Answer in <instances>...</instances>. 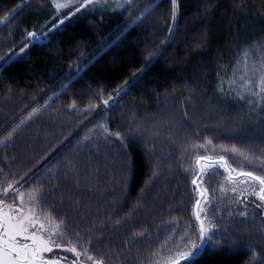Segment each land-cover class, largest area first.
<instances>
[{
	"label": "trees",
	"instance_id": "obj_1",
	"mask_svg": "<svg viewBox=\"0 0 264 264\" xmlns=\"http://www.w3.org/2000/svg\"><path fill=\"white\" fill-rule=\"evenodd\" d=\"M0 21V199L35 195L103 264H161L202 249L207 189L181 264H264L259 185L218 164L192 183L200 157L264 175V94L228 84L261 55L264 0H177L175 20L171 0H0Z\"/></svg>",
	"mask_w": 264,
	"mask_h": 264
},
{
	"label": "snow or ice",
	"instance_id": "obj_2",
	"mask_svg": "<svg viewBox=\"0 0 264 264\" xmlns=\"http://www.w3.org/2000/svg\"><path fill=\"white\" fill-rule=\"evenodd\" d=\"M172 5V19L175 20L177 13V0H171ZM57 8L66 7L65 4H57ZM7 19V17H5ZM3 21H0L2 23ZM171 31V29H170ZM29 36H35L34 33H29ZM257 50L261 52V55L256 61L249 64V59L254 53L251 50H244L237 60V69L234 70L233 79L228 81V84L232 91H236V86L240 88L241 93L249 96H261L264 94V46H256ZM251 72L253 76L258 75V79L255 81V87L259 89L258 92L252 91L249 85L253 81L249 80L248 73ZM239 73V75H237ZM237 80L241 83L237 85ZM241 98H244L241 95ZM111 99V98H109ZM107 105L108 101H104ZM210 143V142H209ZM233 152L237 149L233 148ZM211 161L210 157H200L197 160L199 164L202 160ZM244 159L248 157L245 155ZM213 164H218L224 167L229 175L226 177L228 183L235 184L236 177L232 175L236 172V169H232L224 157H220L218 161L204 165L201 168V173L204 171V167L211 168ZM237 176L245 177L244 183L255 182L259 185L258 191L255 186L252 187L251 195L256 196L262 203H264V175H255L252 171H240L237 172ZM192 183L197 184V180L193 179ZM233 192L237 191L236 187L231 189ZM10 191H14L11 185L0 193L2 196H7ZM221 192L226 191L223 187L220 189ZM243 194V191L241 192ZM20 199L23 200V194H18ZM201 199L196 201L194 208V216L198 222L199 238L205 240L209 237V233L212 230V223L207 219L204 204L210 203L208 191L204 189L199 192ZM36 196L29 194V202L32 205L25 209L24 205L21 204L19 207H13L12 205L6 204L4 199H0V264H60V260L57 258H47L44 256L45 253H51L54 248L63 249L65 252H70L75 257L71 264H83L81 257H85L92 264H103L102 260H96L93 256L89 255L87 250L82 249V245H77L76 242L68 241V245H65L63 241L62 233V222L56 223L52 220L50 215H39L35 207ZM5 207L7 211H5ZM202 213L204 214L202 216ZM45 221L43 223L41 221ZM50 227L51 231L48 230ZM21 241H30L31 243H21ZM61 241V242H58ZM78 247L81 250L78 251ZM200 248L199 244L192 243L191 248L187 251H180L177 256L166 258L161 264H181V261L189 260L195 255L194 250ZM66 259V258H65Z\"/></svg>",
	"mask_w": 264,
	"mask_h": 264
},
{
	"label": "rangeland",
	"instance_id": "obj_3",
	"mask_svg": "<svg viewBox=\"0 0 264 264\" xmlns=\"http://www.w3.org/2000/svg\"><path fill=\"white\" fill-rule=\"evenodd\" d=\"M166 27V26H165ZM164 27V28H165ZM35 38V37H34ZM125 116H127V115H125ZM125 116H123V117H125ZM125 118H127V117H125ZM8 204V203H7ZM23 205H24V207H25V209H27L28 208V206L25 204V202L24 203H22ZM14 208L15 207H19V205H17V206H14V205H12ZM5 211H7V208L5 207V209H4ZM21 243H31L30 241H21ZM57 251V250H56ZM65 254L67 255L68 254V252H65L64 253V255H63V253H61V254H59V253H55L54 252V249H53V251L51 252V253H45L44 254V256L45 257H47V258H49V259H51V258H57V259H59L60 260V264H63V263H71V261H68V259L66 260V259H63V258H65ZM69 254L71 255V257H69L70 259H72V261H73V259H75V257L73 256V254L72 253H70L69 252ZM58 255V256H57ZM65 261V262H64ZM83 262V264H92V262L91 261H82Z\"/></svg>",
	"mask_w": 264,
	"mask_h": 264
},
{
	"label": "water",
	"instance_id": "obj_4",
	"mask_svg": "<svg viewBox=\"0 0 264 264\" xmlns=\"http://www.w3.org/2000/svg\"><path fill=\"white\" fill-rule=\"evenodd\" d=\"M202 162H211V161H209V160H202V161H200V163L198 164V163H196V166H197V174H196V176H195V178L194 179H196L197 181H198V179H199V177H200V174H201V163ZM224 168V167H223ZM225 169V168H224ZM226 170V169H225ZM227 171V170H226ZM227 174L229 175V172L227 171ZM233 176H235L236 177V179L237 178H239V177H241V176H237V175H233ZM194 185V184H193ZM196 188H198V186H197V184L196 185H194ZM199 192H200V190L198 189V199H201V197H200V195H199ZM197 199V200H198ZM195 208V207H194ZM203 248H204V240H202V249L196 254V256H193V258L194 257H197L198 255H200V253L202 252V250H203Z\"/></svg>",
	"mask_w": 264,
	"mask_h": 264
}]
</instances>
